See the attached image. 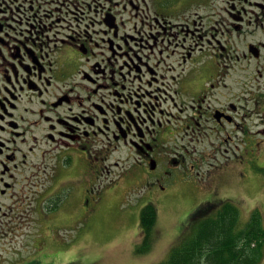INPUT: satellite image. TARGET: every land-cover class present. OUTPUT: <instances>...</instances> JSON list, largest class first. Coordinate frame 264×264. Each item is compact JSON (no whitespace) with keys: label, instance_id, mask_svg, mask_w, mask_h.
<instances>
[{"label":"flooded vegetation","instance_id":"obj_1","mask_svg":"<svg viewBox=\"0 0 264 264\" xmlns=\"http://www.w3.org/2000/svg\"><path fill=\"white\" fill-rule=\"evenodd\" d=\"M117 172L180 226H264V0H0V233L91 214Z\"/></svg>","mask_w":264,"mask_h":264},{"label":"rangeland","instance_id":"obj_2","mask_svg":"<svg viewBox=\"0 0 264 264\" xmlns=\"http://www.w3.org/2000/svg\"><path fill=\"white\" fill-rule=\"evenodd\" d=\"M118 173L106 177L107 181L117 177V181L107 184L108 191L104 199L97 204L96 211L89 215L82 211L68 218L61 211L56 219L55 212H46L48 222L38 237L32 220L26 223L12 222L9 228L0 233V264H26L29 259L36 257L40 264L162 262L182 230L180 223L185 213L176 209L161 213L151 251L137 255L135 250L142 242L141 234L138 235L136 229L140 207L136 206V197L130 191V181L119 178ZM115 184L116 188L109 190ZM183 200L185 207L191 203L186 196ZM168 205L175 206L176 203ZM257 206L264 209L255 203L248 204L246 208L251 210ZM34 239L36 241L33 244Z\"/></svg>","mask_w":264,"mask_h":264},{"label":"trees","instance_id":"obj_3","mask_svg":"<svg viewBox=\"0 0 264 264\" xmlns=\"http://www.w3.org/2000/svg\"><path fill=\"white\" fill-rule=\"evenodd\" d=\"M139 218L142 242L136 254L140 256L151 251L158 228L152 207L142 209ZM181 233L159 264H260L263 258V223L253 215L242 224L239 209L230 204L200 214Z\"/></svg>","mask_w":264,"mask_h":264}]
</instances>
